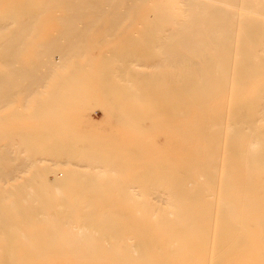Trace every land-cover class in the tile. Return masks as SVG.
<instances>
[{
	"label": "bare ground",
	"instance_id": "6f19581e",
	"mask_svg": "<svg viewBox=\"0 0 264 264\" xmlns=\"http://www.w3.org/2000/svg\"><path fill=\"white\" fill-rule=\"evenodd\" d=\"M0 264H264V0H0Z\"/></svg>",
	"mask_w": 264,
	"mask_h": 264
}]
</instances>
